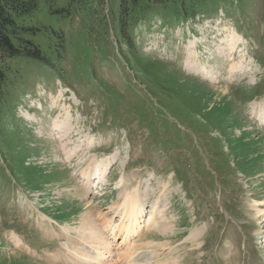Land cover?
Returning a JSON list of instances; mask_svg holds the SVG:
<instances>
[{"label":"rangeland","instance_id":"obj_1","mask_svg":"<svg viewBox=\"0 0 264 264\" xmlns=\"http://www.w3.org/2000/svg\"><path fill=\"white\" fill-rule=\"evenodd\" d=\"M19 22L47 61L0 62V264H73L64 243L103 236V264H264V0H40ZM190 41L214 78L183 67ZM126 194L146 222L117 249Z\"/></svg>","mask_w":264,"mask_h":264},{"label":"bare ground","instance_id":"obj_2","mask_svg":"<svg viewBox=\"0 0 264 264\" xmlns=\"http://www.w3.org/2000/svg\"><path fill=\"white\" fill-rule=\"evenodd\" d=\"M225 30H226V27H225ZM233 34L235 35L234 30H233ZM233 34L231 33V31L228 28L227 32H226V34L224 36V39L222 40L224 42V46L226 47V49L225 48L222 49V52H221L222 56H224V54H226V56L230 55V57H232V54H233L232 53V49L235 48V46L238 44V42L240 41V38H241V36L236 35L237 36L236 37ZM184 48H185L184 52H186V56H185L184 61H183L182 64L187 69V71L195 73V74L197 73V74H200L202 76H207V77L212 76L213 78L215 77L213 74L208 72L209 70L207 69V67L203 66V64L200 62V60L198 58V55H197L198 52H196V50H195V41H190L189 43H187L184 46ZM242 65L244 66V63H243L242 60H241V62L233 64V66H231L230 69H229L230 74H233L234 71L237 74H239L240 73L239 70L241 68H243ZM211 67L212 66H210V68ZM237 74H236V76H237ZM229 77H231V76H229ZM62 94L63 93L60 91L59 94L57 96H55V97L53 95H51V104H52V106L55 107L56 105H58V103H57L58 99L57 98L58 97H62ZM251 107H252L251 109L253 111H256L255 116H257V118H255V119L258 120L259 122H261L264 125V104L256 102V103L252 104ZM51 111H53V110H51ZM63 111H64V115H62L61 113H55L56 114L55 116L51 115V121L50 120L48 121V126H50V128H51L50 129V133H52L53 135L57 134L58 137L60 138V140L64 139L65 138L64 136L69 135L70 130L73 128L72 125L69 122L70 121L69 120V118H70L69 111L66 110V109H64ZM23 115H24V117L26 119L28 118V119H31L32 121L36 119L35 115L28 114V110H26V112H24ZM60 117H62L63 119L61 120ZM65 123H68V124L66 125ZM100 172H102V170L100 171V169H97L96 171H94V174L96 173V174L99 175ZM91 174H93V173H91ZM86 177H87L88 180L92 178L91 175H88ZM125 203H128V205H130V206L135 205V203H136L137 206H135V207H137V208H129V210H128L129 221H128L127 225H128L129 228L126 227V230L123 232V234L119 238L121 240H120L119 244L116 247L117 249H118L119 245H121L122 243L127 242V241L130 242V240H131L130 235H133L134 233H136L138 228H140V230H141L142 227H144V225H145V224L144 225L140 224V217H142V213H141L142 203H140V199L138 197L135 198V196H133V195L126 194L125 198H124V204ZM259 211H262V209L259 210ZM44 217L48 218L45 214H44ZM44 217H42V218L44 219ZM143 222H144V219H143ZM145 222H146V219H145ZM111 229H112L111 233L115 234L114 233L115 232L114 228L111 227ZM103 237L104 238H102V241H101L102 242V244H101L102 246L98 247V248H100L98 250H94L93 247H96V246H94L92 244L90 245L91 240H90L89 244L84 242V241L79 242L78 244L75 245L76 247L74 246V250L73 251H70L71 248L68 245V243H64L63 244V246H64L63 249L64 250L61 253L62 256L60 255L59 258L63 257L66 263L73 262V264H78V262H82V261L86 262L87 258H78L77 257V258L72 259L71 255H72V253L74 255V251L81 252V254H83V256H84L85 253L89 255L88 251H91L93 254L102 255V252L104 250H107L108 252L104 251L105 254L101 258H98L97 256H93V257L90 256L88 262H86V264H88V263L103 264L102 262L103 261L105 262V258H108L109 256H111L112 254L110 255V253H113L112 250L110 249L111 248V244H112V240L110 239V237H107V236H103ZM92 240H94V239H92ZM116 248H112V249L114 250ZM140 257L141 256H135L134 255L131 259L130 258H128L126 260L124 259V262H125V264H138Z\"/></svg>","mask_w":264,"mask_h":264},{"label":"trees","instance_id":"obj_3","mask_svg":"<svg viewBox=\"0 0 264 264\" xmlns=\"http://www.w3.org/2000/svg\"><path fill=\"white\" fill-rule=\"evenodd\" d=\"M39 1L0 0V62L5 63L15 56L47 61L39 45L31 38V35L39 29L19 22L20 19L28 18L37 10ZM2 76L0 69V78Z\"/></svg>","mask_w":264,"mask_h":264}]
</instances>
